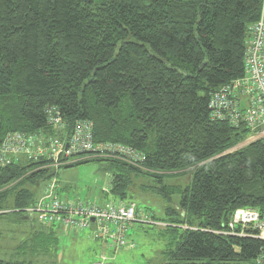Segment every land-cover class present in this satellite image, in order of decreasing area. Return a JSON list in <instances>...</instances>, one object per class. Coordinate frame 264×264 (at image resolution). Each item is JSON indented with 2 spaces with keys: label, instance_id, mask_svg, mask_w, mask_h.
<instances>
[{
  "label": "trees",
  "instance_id": "16d2710c",
  "mask_svg": "<svg viewBox=\"0 0 264 264\" xmlns=\"http://www.w3.org/2000/svg\"><path fill=\"white\" fill-rule=\"evenodd\" d=\"M262 8L263 0H0V147L9 134L67 136L87 122L94 143L144 156L140 168L75 164H109L113 201L129 202L142 176L162 197L180 193L181 218L165 230L181 231L164 264H255L263 241L216 232L238 208L264 216V141L230 152L247 130L211 120L208 101L243 77L248 27ZM50 112L62 130L47 123ZM42 164L0 166V216L10 202L17 215L34 205L26 186L56 175ZM179 175L183 189L163 184Z\"/></svg>",
  "mask_w": 264,
  "mask_h": 264
},
{
  "label": "built area",
  "instance_id": "2783aa9c",
  "mask_svg": "<svg viewBox=\"0 0 264 264\" xmlns=\"http://www.w3.org/2000/svg\"><path fill=\"white\" fill-rule=\"evenodd\" d=\"M264 0L260 19L248 27L247 46L244 55V75L238 80L222 86L211 94L208 103L211 120L225 121L233 128L247 130L246 138L230 152L257 141H264ZM47 123L56 131L62 130L63 122L58 113L50 112ZM51 139V140H50ZM27 136L9 134L0 147V166L26 156L28 161L44 163L56 173L74 159H109L140 168L144 156L121 144L94 143L92 127L79 122L68 137L58 134ZM57 139V140H56ZM47 161V162H46ZM39 169H43L42 165ZM58 181L52 177L44 188L43 196L22 213L37 215L39 224L53 227L63 233L91 230L99 240L115 250L133 249L135 244L127 239V230L135 223H159L149 214L140 211L133 202H116L110 199L105 204L78 199L62 200L58 196ZM110 196L109 188L102 190ZM4 211L2 213H8ZM93 220V223L91 222ZM223 236L250 237L264 242V216L252 208L234 210L225 228L216 232ZM102 258L101 263L106 264ZM255 264H264V250L255 259Z\"/></svg>",
  "mask_w": 264,
  "mask_h": 264
},
{
  "label": "rangeland",
  "instance_id": "374dc122",
  "mask_svg": "<svg viewBox=\"0 0 264 264\" xmlns=\"http://www.w3.org/2000/svg\"><path fill=\"white\" fill-rule=\"evenodd\" d=\"M45 137L50 139L51 134ZM19 159L20 162H27L24 157ZM81 161L83 159L76 158L63 167L73 166ZM42 167L49 172L55 170L43 164ZM111 172L109 164L95 161L66 169L59 168L56 173L54 172L58 181V196L62 200L78 199L103 205L111 199L102 193V190L109 188ZM50 179L49 177L40 181L36 188L26 187L39 199L43 196L44 188ZM185 182L187 177L179 175L165 178L163 184L181 190ZM156 187L159 185L155 184L154 180L142 176L134 180L129 189L128 201L135 203L140 211L154 216L160 224L138 222L131 225L126 235L128 240L134 242L133 249L110 248L106 243L95 240L91 230L77 232L74 235L58 233L50 236L41 231L43 229L37 215L31 216V223H28L25 220L28 215L22 212L23 215H17L14 213L15 210L12 212L10 202L7 215L0 216V261L10 264H98L104 258L106 264H164L168 250L174 248V239L181 231L177 229L173 235L169 230H165L168 226L167 221L181 218V213L177 211L181 195L176 190L171 192L168 198L162 197L153 192L152 189ZM169 210H175L178 216H167Z\"/></svg>",
  "mask_w": 264,
  "mask_h": 264
},
{
  "label": "crops",
  "instance_id": "0c3cea01",
  "mask_svg": "<svg viewBox=\"0 0 264 264\" xmlns=\"http://www.w3.org/2000/svg\"><path fill=\"white\" fill-rule=\"evenodd\" d=\"M263 20H264V15H263ZM33 227V226H32ZM43 230H41L42 232L50 235V236H53V235H57L58 233L59 234H62L63 232L59 229H56V228H53V227H46V226H42L41 227ZM57 231V232H56ZM78 232H83V231H78ZM77 232H72L71 234L69 235H74L76 234ZM67 235V236H69Z\"/></svg>",
  "mask_w": 264,
  "mask_h": 264
},
{
  "label": "water",
  "instance_id": "95a60500",
  "mask_svg": "<svg viewBox=\"0 0 264 264\" xmlns=\"http://www.w3.org/2000/svg\"><path fill=\"white\" fill-rule=\"evenodd\" d=\"M25 220H26L28 223H31V217H30V216H26V217H25ZM91 222H93V220H91Z\"/></svg>",
  "mask_w": 264,
  "mask_h": 264
},
{
  "label": "bare ground",
  "instance_id": "6f19581e",
  "mask_svg": "<svg viewBox=\"0 0 264 264\" xmlns=\"http://www.w3.org/2000/svg\"><path fill=\"white\" fill-rule=\"evenodd\" d=\"M209 102V101H208ZM233 152V151H232ZM93 223V222H92Z\"/></svg>",
  "mask_w": 264,
  "mask_h": 264
}]
</instances>
